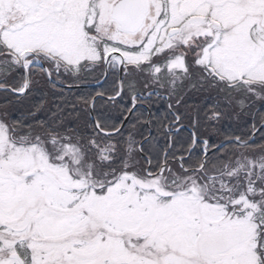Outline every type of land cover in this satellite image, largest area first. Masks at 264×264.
I'll list each match as a JSON object with an SVG mask.
<instances>
[{"label": "snow or ice", "instance_id": "snow-or-ice-1", "mask_svg": "<svg viewBox=\"0 0 264 264\" xmlns=\"http://www.w3.org/2000/svg\"><path fill=\"white\" fill-rule=\"evenodd\" d=\"M0 264H264V0H0Z\"/></svg>", "mask_w": 264, "mask_h": 264}, {"label": "trees", "instance_id": "trees-1", "mask_svg": "<svg viewBox=\"0 0 264 264\" xmlns=\"http://www.w3.org/2000/svg\"><path fill=\"white\" fill-rule=\"evenodd\" d=\"M107 87V85H103V88ZM102 103V102H100ZM147 109H145V116L141 119V125L138 127V135L137 139H141L142 137H147L149 132L151 131V135L156 138V142L162 144L163 143V137L160 132L157 131L158 122L163 120L165 123H167V120L165 119L166 115V105L164 101L154 102L151 107V113L152 115L149 116L147 114ZM113 115H116L117 112L114 110ZM145 121H151V123H145ZM181 135H188V132L185 131Z\"/></svg>", "mask_w": 264, "mask_h": 264}, {"label": "flooded vegetation", "instance_id": "flooded-vegetation-1", "mask_svg": "<svg viewBox=\"0 0 264 264\" xmlns=\"http://www.w3.org/2000/svg\"><path fill=\"white\" fill-rule=\"evenodd\" d=\"M90 84H92V83H90ZM89 87L91 88L92 91H99L103 88V85H101V88H97L96 85H90ZM165 105H166V103H165Z\"/></svg>", "mask_w": 264, "mask_h": 264}, {"label": "water", "instance_id": "water-1", "mask_svg": "<svg viewBox=\"0 0 264 264\" xmlns=\"http://www.w3.org/2000/svg\"><path fill=\"white\" fill-rule=\"evenodd\" d=\"M151 133V132H150Z\"/></svg>", "mask_w": 264, "mask_h": 264}]
</instances>
